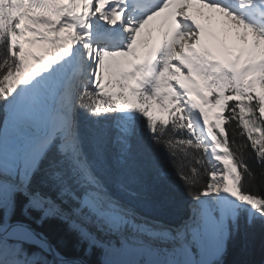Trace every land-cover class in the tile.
I'll return each mask as SVG.
<instances>
[{"label":"snow or ice","instance_id":"obj_1","mask_svg":"<svg viewBox=\"0 0 264 264\" xmlns=\"http://www.w3.org/2000/svg\"><path fill=\"white\" fill-rule=\"evenodd\" d=\"M161 153L191 198L175 226L133 203L172 175ZM258 177L264 0H0V264H55L25 248L59 258L33 219L65 223L102 264H225L242 222L264 228Z\"/></svg>","mask_w":264,"mask_h":264},{"label":"trees","instance_id":"obj_2","mask_svg":"<svg viewBox=\"0 0 264 264\" xmlns=\"http://www.w3.org/2000/svg\"><path fill=\"white\" fill-rule=\"evenodd\" d=\"M157 163L166 167L172 175L168 178H157L156 173H153L145 181L133 203L140 215L176 225L187 217L191 198L186 195L183 182L174 173L167 155L161 153ZM259 171L257 169L258 173ZM251 187L264 191V179L258 177ZM37 215L33 213L34 218ZM30 222L49 235L60 253L81 255L93 264H102L99 257L103 250L94 247L91 254L86 255V244L82 243L65 223L58 219H52L42 225L36 223L35 219ZM44 256L49 261H56L48 252H44ZM224 260L225 264H264V228L258 222L250 228L245 227L242 222L239 232L233 233L227 241Z\"/></svg>","mask_w":264,"mask_h":264},{"label":"bare ground","instance_id":"obj_3","mask_svg":"<svg viewBox=\"0 0 264 264\" xmlns=\"http://www.w3.org/2000/svg\"><path fill=\"white\" fill-rule=\"evenodd\" d=\"M191 11L194 15H196L201 22H205L208 23V16L213 15L212 11L209 9H204L203 10V15H201V10L199 8V6L193 4ZM218 20V17H214L212 23H216ZM152 21L155 23H152ZM152 21L149 22V25H146V29L143 32H147L146 36L144 35V33L142 34L143 36V40L146 41L145 44L139 45V49L141 52H146L148 49H150L152 47V45L156 42V39L159 37V35L161 34L160 32V24L162 22V16L161 17H156L154 18ZM148 36V38H147ZM146 37V38H145ZM162 223V222H161ZM164 224V223H163ZM168 225V224H165ZM168 226H172V225H168Z\"/></svg>","mask_w":264,"mask_h":264},{"label":"water","instance_id":"obj_4","mask_svg":"<svg viewBox=\"0 0 264 264\" xmlns=\"http://www.w3.org/2000/svg\"><path fill=\"white\" fill-rule=\"evenodd\" d=\"M29 223H31L32 226H33L37 231L43 233V234L47 237L49 243L53 246V248L55 249V251H56L57 253H59V252L57 251V249L55 248L54 242H53L52 239L49 237V235H48L45 231H43L42 229H40L39 227H37L35 224H33L32 222L29 221ZM54 256H55V255H54ZM55 257H56V259H58V260H59L60 258H62V259H64V260H67V261H70V262H71V261H77V260H79V261H85L86 264H93L92 262L88 261L87 259H85V258L82 257V256H67V255H62V254L59 253V258H58L57 256H55Z\"/></svg>","mask_w":264,"mask_h":264},{"label":"rangeland","instance_id":"obj_5","mask_svg":"<svg viewBox=\"0 0 264 264\" xmlns=\"http://www.w3.org/2000/svg\"><path fill=\"white\" fill-rule=\"evenodd\" d=\"M145 38H146V37H145ZM147 38H148V36H147ZM144 44H145V43H144ZM190 215H191V211H190V208H189L187 217L190 216ZM187 217L184 218V219H187ZM149 219H151V220H155V219H152V218H149ZM155 221H158V222H160V223L162 222V221H159V220H155ZM162 223L167 224L166 222H162ZM168 225H170V224H168ZM172 226H175V225H172ZM102 250H103V249H102ZM99 258H100L101 263H102L103 260H104L103 253H102V255H101ZM129 259H140V258H139V257L132 256V257H129Z\"/></svg>","mask_w":264,"mask_h":264}]
</instances>
